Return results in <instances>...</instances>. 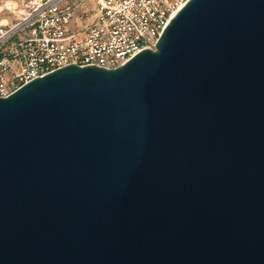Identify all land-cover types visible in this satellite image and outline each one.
I'll use <instances>...</instances> for the list:
<instances>
[{
  "label": "water",
  "instance_id": "water-1",
  "mask_svg": "<svg viewBox=\"0 0 264 264\" xmlns=\"http://www.w3.org/2000/svg\"><path fill=\"white\" fill-rule=\"evenodd\" d=\"M0 264H264V0L0 96Z\"/></svg>",
  "mask_w": 264,
  "mask_h": 264
},
{
  "label": "built area",
  "instance_id": "built-area-1",
  "mask_svg": "<svg viewBox=\"0 0 264 264\" xmlns=\"http://www.w3.org/2000/svg\"><path fill=\"white\" fill-rule=\"evenodd\" d=\"M188 0H27L0 24V96L74 63L114 68L156 43Z\"/></svg>",
  "mask_w": 264,
  "mask_h": 264
},
{
  "label": "rangeland",
  "instance_id": "rangeland-1",
  "mask_svg": "<svg viewBox=\"0 0 264 264\" xmlns=\"http://www.w3.org/2000/svg\"><path fill=\"white\" fill-rule=\"evenodd\" d=\"M27 0H0V24L15 22L19 10L24 8Z\"/></svg>",
  "mask_w": 264,
  "mask_h": 264
}]
</instances>
